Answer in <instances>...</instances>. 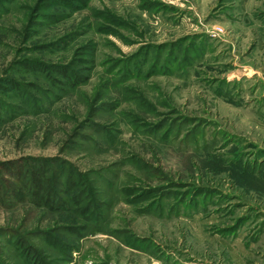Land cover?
<instances>
[{
	"label": "rangeland",
	"instance_id": "374dc122",
	"mask_svg": "<svg viewBox=\"0 0 264 264\" xmlns=\"http://www.w3.org/2000/svg\"><path fill=\"white\" fill-rule=\"evenodd\" d=\"M0 104V264H264V0H0Z\"/></svg>",
	"mask_w": 264,
	"mask_h": 264
},
{
	"label": "trees",
	"instance_id": "16d2710c",
	"mask_svg": "<svg viewBox=\"0 0 264 264\" xmlns=\"http://www.w3.org/2000/svg\"><path fill=\"white\" fill-rule=\"evenodd\" d=\"M65 42V41H64ZM20 69L22 71H28L34 74H46L48 75L49 67L46 64L37 61H23L19 62ZM60 75H62L68 81L70 87H76L84 83V78L80 75L72 76L70 72L61 70ZM10 87L14 91H18L21 85L16 81H10ZM0 107L1 104H0ZM50 168L46 164H34L33 167L18 164L15 161L5 162L0 164V171L6 173L9 176L8 180H4L7 186V192H11L13 199H22L23 194L32 195L34 203H37L39 207L48 209H59L58 204H64L60 202V199L53 194V186L56 183L61 184V182L56 181L51 174ZM18 182L17 186L13 183ZM69 183L65 185V188L70 189L78 184L72 178H69ZM67 189V190H68ZM66 191V190H65ZM1 192V191H0ZM75 198V197H74ZM74 198L72 200H74ZM36 201V202H35ZM57 207V208H56ZM19 248L23 251L24 255L31 261H37V255L33 247L25 246L21 240H18Z\"/></svg>",
	"mask_w": 264,
	"mask_h": 264
}]
</instances>
